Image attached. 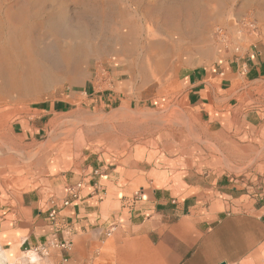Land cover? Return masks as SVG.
I'll return each mask as SVG.
<instances>
[{"label":"crops","instance_id":"0c3cea01","mask_svg":"<svg viewBox=\"0 0 264 264\" xmlns=\"http://www.w3.org/2000/svg\"><path fill=\"white\" fill-rule=\"evenodd\" d=\"M182 97L206 135L254 153L264 144V28L240 54L184 70ZM79 100L45 104L12 126L29 156L0 161V264H264V162L235 179L206 171L203 151L185 141L175 153L158 143L120 157L88 151L83 161L64 145L49 153L57 140L43 133ZM79 182L80 200L50 221L49 200ZM53 236L72 251L30 255Z\"/></svg>","mask_w":264,"mask_h":264},{"label":"rangeland","instance_id":"374dc122","mask_svg":"<svg viewBox=\"0 0 264 264\" xmlns=\"http://www.w3.org/2000/svg\"><path fill=\"white\" fill-rule=\"evenodd\" d=\"M54 4L68 16L69 29L87 28L95 40L114 30L132 48L101 45L82 58L57 59L75 42L49 30ZM30 11L39 13L41 25L33 26ZM263 28L264 0H0V36L18 39L13 46L0 42V161L29 156L13 136L15 122L76 94L85 100L74 101L43 133L49 145L57 140L49 153L64 145L83 161L88 151L120 157L156 143L175 153L185 141L203 151L206 171L235 179L253 174L264 162V144H253L248 155L206 135L184 103L182 73L240 54ZM105 94L116 98L105 101ZM120 103L128 110H115Z\"/></svg>","mask_w":264,"mask_h":264},{"label":"bare ground","instance_id":"6f19581e","mask_svg":"<svg viewBox=\"0 0 264 264\" xmlns=\"http://www.w3.org/2000/svg\"><path fill=\"white\" fill-rule=\"evenodd\" d=\"M31 7L33 8V6ZM56 10H57V5L54 4L51 8V13L46 15L47 19L45 22H47V24L50 25L49 30L52 33L56 34L57 36L58 35L68 36L69 38H71V40H73V42H75V44H73V46H71L68 51L60 52L59 53L60 56L56 57L57 59L59 57L60 59L62 57L67 60L73 57L82 58L87 55L93 54L96 50H98L101 47V45L116 44L117 47H120L121 49H123V52H128L132 48V45L129 44L130 40L128 39L127 35H123V34L119 35L114 30H110L109 33L104 32L102 36L98 34L95 40L93 36V32H91L87 28H79V29L70 28L69 29V27H67V25L69 24L68 16H66L63 13V11L57 12ZM29 18H31V22L34 27L39 26L42 23V21L38 22L41 19V16L37 12L35 14L34 13L31 14V11H30L28 15V19ZM122 20L123 22L125 20V23L128 22L127 18H122ZM21 39L23 38L21 37ZM17 40L16 38L8 39L6 35L0 36V42L2 43L9 42V44L6 46H13L15 44L13 42H16Z\"/></svg>","mask_w":264,"mask_h":264},{"label":"built area","instance_id":"2783aa9c","mask_svg":"<svg viewBox=\"0 0 264 264\" xmlns=\"http://www.w3.org/2000/svg\"><path fill=\"white\" fill-rule=\"evenodd\" d=\"M83 188V184L81 182L69 185L66 188L67 196L64 199H51L49 200V214L48 218L50 221L54 222L61 210L64 208L70 207L74 202L80 200L81 191ZM264 210V204H263ZM264 221V215H263ZM113 229H110L108 232V236L111 235ZM58 249L60 251H64L66 253H70L72 251V242L69 239L60 240L58 236H53L47 241V246L37 247L34 249V253L46 255L49 253V249ZM65 261H67L65 259Z\"/></svg>","mask_w":264,"mask_h":264}]
</instances>
